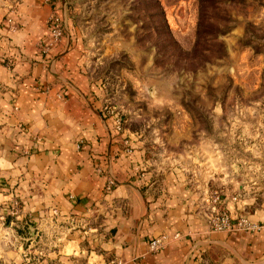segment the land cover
Instances as JSON below:
<instances>
[{"label":"crops","instance_id":"1","mask_svg":"<svg viewBox=\"0 0 264 264\" xmlns=\"http://www.w3.org/2000/svg\"><path fill=\"white\" fill-rule=\"evenodd\" d=\"M81 52L64 0H0V223L14 240L0 264L263 262L264 184L219 195L252 228L211 229L205 187L114 127Z\"/></svg>","mask_w":264,"mask_h":264},{"label":"rangeland","instance_id":"2","mask_svg":"<svg viewBox=\"0 0 264 264\" xmlns=\"http://www.w3.org/2000/svg\"><path fill=\"white\" fill-rule=\"evenodd\" d=\"M64 1L87 73L157 163L205 194L264 184V0ZM203 1L218 29L196 39Z\"/></svg>","mask_w":264,"mask_h":264},{"label":"built area","instance_id":"3","mask_svg":"<svg viewBox=\"0 0 264 264\" xmlns=\"http://www.w3.org/2000/svg\"><path fill=\"white\" fill-rule=\"evenodd\" d=\"M50 23V34L52 40L58 39L61 35V22L60 19L55 15L51 14L48 17ZM121 117L119 115L113 116V125L116 129L121 128ZM203 201L206 203V216L209 220L210 228L213 230H224L229 231L232 229L245 230L254 226L246 216L237 215L232 216L230 212L221 204L220 198L216 194H205ZM10 212L15 214L17 212V205L15 203L10 207ZM161 245L160 237H153L148 240V249L155 251ZM98 264H123L119 258H111L105 262Z\"/></svg>","mask_w":264,"mask_h":264},{"label":"trees","instance_id":"4","mask_svg":"<svg viewBox=\"0 0 264 264\" xmlns=\"http://www.w3.org/2000/svg\"><path fill=\"white\" fill-rule=\"evenodd\" d=\"M209 5L206 4L205 1L200 2L199 12H198V19H197V26H196V39L199 37H205L207 33H214L213 29H218L214 22L209 18ZM163 21V18L161 17ZM163 24L164 21L162 22ZM249 25V24H247ZM245 26L244 35L247 37L248 26ZM168 40L173 41L171 35L168 37Z\"/></svg>","mask_w":264,"mask_h":264}]
</instances>
